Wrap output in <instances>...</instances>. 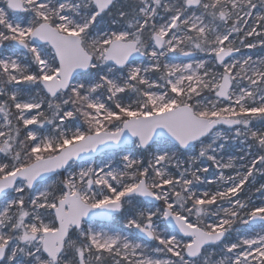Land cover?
<instances>
[{
    "label": "snow or ice",
    "instance_id": "1",
    "mask_svg": "<svg viewBox=\"0 0 264 264\" xmlns=\"http://www.w3.org/2000/svg\"><path fill=\"white\" fill-rule=\"evenodd\" d=\"M257 47L264 0H0V264H264Z\"/></svg>",
    "mask_w": 264,
    "mask_h": 264
},
{
    "label": "rangeland",
    "instance_id": "2",
    "mask_svg": "<svg viewBox=\"0 0 264 264\" xmlns=\"http://www.w3.org/2000/svg\"><path fill=\"white\" fill-rule=\"evenodd\" d=\"M239 55H251L254 59L257 58V57H264V49H261L260 47H257L256 49H250V50L249 49H242V52ZM228 154H237L235 146L227 149V151L225 153V159H227V155ZM100 159H101V157H96V158H94L91 161V163H93L94 165L98 164ZM112 164H113L114 167L120 166L119 157H113ZM208 178L209 179L212 178L211 173H209ZM52 179H57V177L53 176ZM260 183H264V178H261V177L257 176L256 182L254 184L250 183L243 190L244 192H248L249 193L247 195V198H250L254 203H259L260 202L261 196H260L259 193L255 192V188L258 187ZM251 186H252V188H251ZM203 187H209V186L208 185H204ZM241 198H242V195H241ZM233 235H235V234H233Z\"/></svg>",
    "mask_w": 264,
    "mask_h": 264
},
{
    "label": "trees",
    "instance_id": "3",
    "mask_svg": "<svg viewBox=\"0 0 264 264\" xmlns=\"http://www.w3.org/2000/svg\"><path fill=\"white\" fill-rule=\"evenodd\" d=\"M212 187H214V185L212 186ZM251 188H252V186H251ZM249 193L248 192H242V198H247V195H248ZM237 227H239V226H237Z\"/></svg>",
    "mask_w": 264,
    "mask_h": 264
},
{
    "label": "water",
    "instance_id": "4",
    "mask_svg": "<svg viewBox=\"0 0 264 264\" xmlns=\"http://www.w3.org/2000/svg\"><path fill=\"white\" fill-rule=\"evenodd\" d=\"M183 58V57H182Z\"/></svg>",
    "mask_w": 264,
    "mask_h": 264
}]
</instances>
